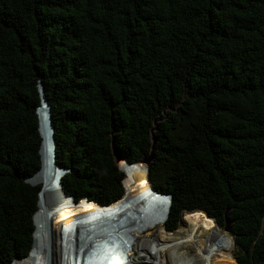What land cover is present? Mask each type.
I'll return each instance as SVG.
<instances>
[{
    "label": "trees",
    "instance_id": "1",
    "mask_svg": "<svg viewBox=\"0 0 264 264\" xmlns=\"http://www.w3.org/2000/svg\"><path fill=\"white\" fill-rule=\"evenodd\" d=\"M49 100L63 194L110 205L129 164L156 152L149 185L219 228L237 264H264V0H0V264L33 243Z\"/></svg>",
    "mask_w": 264,
    "mask_h": 264
},
{
    "label": "bare ground",
    "instance_id": "2",
    "mask_svg": "<svg viewBox=\"0 0 264 264\" xmlns=\"http://www.w3.org/2000/svg\"><path fill=\"white\" fill-rule=\"evenodd\" d=\"M39 87L40 82L37 83V89ZM49 106L45 92L38 91V103L32 111L38 117L42 139L40 167L26 179L32 187H39L37 210L33 215V243L25 258L14 260L11 264H50L49 261L55 255L57 263L52 264H95V261H91L95 256L90 254L97 255L102 252L101 247L113 245H116L112 250L114 256L106 254L103 257L105 261L103 259L98 264H112V261L114 264H145V261L163 264L164 252L169 251L171 255L170 250L175 251L177 245L187 246L189 243L194 246L193 259L178 255L175 264H237L231 255L233 247L230 238L199 212H195L194 218L197 219L191 222L188 233L173 247L162 245L157 240L139 241L141 233L164 223L168 215L169 197L151 191L146 174L136 165L122 162L118 166L125 175L122 185L126 195L111 205L102 207L83 200L74 205L65 198L59 186L62 172L55 166L53 159ZM198 221L203 225L201 232L197 230ZM116 237H120L121 241L116 242ZM55 238L57 247L54 246ZM160 238L165 239L163 234H160ZM138 243L142 248L137 256L130 257L132 248ZM107 250V247L104 248L105 253Z\"/></svg>",
    "mask_w": 264,
    "mask_h": 264
},
{
    "label": "rangeland",
    "instance_id": "3",
    "mask_svg": "<svg viewBox=\"0 0 264 264\" xmlns=\"http://www.w3.org/2000/svg\"><path fill=\"white\" fill-rule=\"evenodd\" d=\"M40 148H41V146H40ZM124 195H126L125 194V189H124V193H123V195H122V197L120 199H122ZM119 200H117V201H119ZM79 202L80 201H78L76 204L78 205ZM115 202H113V203H115ZM113 203H111V204H113ZM102 206H104V205H102ZM194 214L195 213H184L182 215L181 219H180L179 227L177 226V228H176V230L174 232H169V231H166L165 230L164 223L167 220V217H166L164 223L158 224L152 230H149V231H146V232L141 233V235L139 236L138 239H139V241H141V240H144V241L145 240H154V241L157 240L158 243H160L162 245H166V246L173 247L174 244H177V242L179 241V239H181V237H183L184 235H186V233H188V230L191 228V224H192L191 222H194V220L197 219V218H194V216H195ZM197 217H199V216H197ZM209 220L211 221V223L213 224V226L217 230H219L222 234L226 235L232 241V238H231V236L229 234H226L225 232H223V229L217 227L215 225V223L211 219H209ZM196 226H197V228H199V229H197L198 232H201V227L203 226L202 223L200 221H198L196 223ZM198 232H197V234H198ZM160 234H163L164 235V237H165L164 240H160L161 239L160 238ZM117 241H121V238L120 237H116V242ZM57 244H58V241L55 238L54 239V246L57 247ZM140 247H141V244L138 243L137 246H135L134 248H132L133 249L132 250L133 251V254H131L130 257L137 256V253L140 251ZM232 247L233 248H232V251H231V255L235 259L234 255H233V253L235 251V248H234V245H233V241H232ZM137 249H138V251H137ZM193 249H194V246L192 245V243H189V245H187V246H185V245H177L175 251L174 250H170L171 255H169V251H167V253H165V252L163 253V255H162L163 256L162 258H163V261H164L163 264H175V263H177V261H178V258H177L178 255H180L181 257H184L186 259L192 260L193 257H194ZM90 258H92V256H90ZM98 258H100V257H97L96 260H98ZM49 260H50V258H49ZM235 261H236V259H235ZM49 262H50V264H52L53 262L54 263H57V257H56V255L53 257V259L51 258V261H49ZM145 264H149V261H145Z\"/></svg>",
    "mask_w": 264,
    "mask_h": 264
},
{
    "label": "water",
    "instance_id": "4",
    "mask_svg": "<svg viewBox=\"0 0 264 264\" xmlns=\"http://www.w3.org/2000/svg\"><path fill=\"white\" fill-rule=\"evenodd\" d=\"M43 91V86L41 84V87H39L37 89V91ZM50 115V112H49ZM48 121L50 122V116ZM160 121V118H155L152 122V127L150 129V140H151V145H150V149H149V153L144 156L139 162L134 163V164H129L132 166H137L138 168H141L145 173H147V169L150 166L151 162L153 161L154 157H155V152H156V138H155V131L157 130L158 127V122ZM50 130H51V135H52V128L50 126ZM52 147H53V156H54V139H53V135H52ZM111 149H112V154H113V160L114 163L119 166L122 162L127 163L116 151L113 142L111 141ZM54 159V158H53ZM55 164V162H54ZM55 166L62 172L61 177L63 174L66 173V170L59 168L56 164ZM147 177V176H146ZM148 180V179H147ZM60 186V183H59ZM151 191L155 192L154 189L151 188ZM64 195V194H63ZM168 196V195H166ZM65 198L69 199L73 204L76 205V203L73 201V199L71 197H67L64 195ZM169 197V196H168ZM82 201V200H81ZM83 201L88 202L87 200L83 199ZM169 203H170V197H169ZM180 221L178 222L177 226L179 227ZM232 221L228 218V210L225 211L224 213V226H223V232H225L226 234L230 235V227H231ZM34 225V224H33Z\"/></svg>",
    "mask_w": 264,
    "mask_h": 264
},
{
    "label": "clouds",
    "instance_id": "5",
    "mask_svg": "<svg viewBox=\"0 0 264 264\" xmlns=\"http://www.w3.org/2000/svg\"><path fill=\"white\" fill-rule=\"evenodd\" d=\"M54 157V156H53ZM146 174V176H147V173H145ZM124 177H125V175H124ZM124 179V178H123ZM146 179H148V177H146ZM147 182H148V180H147ZM148 185H149V182H148ZM122 187H123V185H122ZM149 188H150V185H149ZM123 190H124V188H123ZM156 195H161V194H159V193H157L156 191L154 192ZM162 196H164V197H168V196H166V195H162ZM81 200H83V199H81ZM81 200H79V201H81ZM86 200V199H85ZM88 201V200H87ZM88 202H93V201H88ZM94 204H97V203H95V202H93ZM75 205V204H74ZM77 205V204H76ZM97 205H99V204H97ZM99 206H102V205H99ZM102 207H104V206H102ZM169 207H170V203H169ZM168 212H169V208H168ZM167 217H168V215H167ZM70 244V243H69ZM117 244V243H116ZM115 246L116 245H113V246H103V247H101V250H102V252H100V253H96L97 255H95L94 253L93 254H91V255H93V256H95V258L93 259V260H91V261H95L96 260V258L97 257H101V255H102V253H104L103 255H102V257H101V259L100 258H98V260H96L95 261V264H98V262L99 261H103V257L106 255V254H108V255H110V257L111 256H114L113 255V253H112V250L115 248ZM108 248V250L106 251V253L104 252V248ZM71 248H73V245H71ZM63 255V254H62ZM104 261H105V259H104ZM112 264H114V261H112Z\"/></svg>",
    "mask_w": 264,
    "mask_h": 264
}]
</instances>
